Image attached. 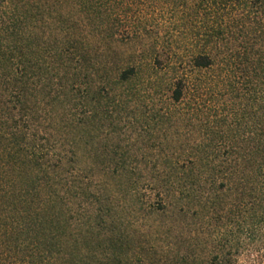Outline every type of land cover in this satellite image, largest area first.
I'll list each match as a JSON object with an SVG mask.
<instances>
[{"label": "trees", "instance_id": "trees-1", "mask_svg": "<svg viewBox=\"0 0 264 264\" xmlns=\"http://www.w3.org/2000/svg\"><path fill=\"white\" fill-rule=\"evenodd\" d=\"M231 192L264 232V0H0V264H237Z\"/></svg>", "mask_w": 264, "mask_h": 264}, {"label": "rangeland", "instance_id": "rangeland-1", "mask_svg": "<svg viewBox=\"0 0 264 264\" xmlns=\"http://www.w3.org/2000/svg\"><path fill=\"white\" fill-rule=\"evenodd\" d=\"M4 6V5H3ZM141 13L144 15H153L155 13L153 9L150 8H144L141 10ZM122 50V49H121ZM122 51H125L126 53L130 52L129 49L123 48ZM127 55V54H125ZM209 80V75H206V72L197 71L190 82V92L187 95V102L192 104L193 99H197L198 93V86H204L206 85V80ZM202 84V85H199ZM193 85L195 88H192ZM194 89L196 91H194ZM203 88L199 91L202 93L201 101L204 102V106L202 110L204 111L206 115V95L203 93ZM194 103V102H193ZM196 133V132H194ZM195 135V134H194ZM236 199L235 194L230 193L229 196L224 199L221 205L222 211L220 212V224L218 233L214 235V237H221L220 235L225 234L230 243H232L235 246L234 254L237 258V264H256L261 260L262 256L264 255V232L262 227H256V228H246V230L242 229L241 226H243V222H240L239 215H238V208L236 207ZM213 205H209V207H212ZM206 216H204L203 219H201L202 212L198 211V206H195V204L192 205V209L186 213V215L178 216L177 219H179L178 223L182 225V227L187 226L188 228L197 234L206 235L209 231L210 227L212 228L213 222L215 223L216 217L212 218L211 208H208L206 210ZM183 215V214H181ZM211 218V219H210ZM159 224H166L168 227L170 226L171 219L167 217H158ZM222 222V224H221ZM251 225V224H250ZM187 229V228H186ZM162 230H167V228H163ZM162 231V232H164ZM207 231V232H206ZM253 233V234H251ZM162 234V235H161ZM167 234V235H166ZM160 237L158 238L160 241L158 242L160 245H165V243L169 244L171 243V239H174L175 232L172 230L171 232L166 231L165 233H160ZM165 247V246H164Z\"/></svg>", "mask_w": 264, "mask_h": 264}]
</instances>
